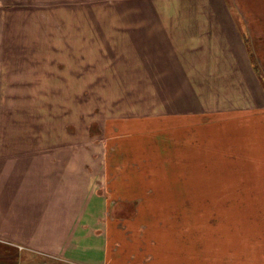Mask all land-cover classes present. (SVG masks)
Returning a JSON list of instances; mask_svg holds the SVG:
<instances>
[{
	"label": "rangeland",
	"instance_id": "1",
	"mask_svg": "<svg viewBox=\"0 0 264 264\" xmlns=\"http://www.w3.org/2000/svg\"><path fill=\"white\" fill-rule=\"evenodd\" d=\"M150 1L39 0V7L17 10L0 27V76H7L0 118L38 133L39 150L75 151L77 166H91L109 184L152 185L166 216L151 222L146 214L136 223L138 209L128 203L110 215L133 241L138 233L160 238L163 231L176 238L184 227L188 241L203 242L187 245L197 264L195 257L214 254L204 244L213 216L264 214V99L253 82L250 89L253 76L242 77L239 57H227L238 50L227 46L198 48L208 50V64L200 63L232 77L191 80V94L173 93L182 80L167 76L170 60L177 50L194 58L196 48L155 47L153 31L135 29L131 9ZM227 1L245 29L250 70L264 93V0ZM25 43L28 62H20ZM199 225L205 229L197 233ZM43 258L39 264H58Z\"/></svg>",
	"mask_w": 264,
	"mask_h": 264
},
{
	"label": "crops",
	"instance_id": "2",
	"mask_svg": "<svg viewBox=\"0 0 264 264\" xmlns=\"http://www.w3.org/2000/svg\"><path fill=\"white\" fill-rule=\"evenodd\" d=\"M151 1L131 9L135 29L138 25L153 31V40L159 41L155 47L196 48L194 58L187 57L190 52L185 55L177 50L170 60L174 70L167 71V76L182 80L173 93L184 97L191 94V80L232 77L230 72L221 73L213 67L203 70L200 63L208 64L203 60L208 50L198 48L227 46L233 52L234 48L238 50L240 55L227 57L232 61L239 57L242 77L253 76L250 89L253 82L260 100L264 99L250 70L245 29L237 24L227 0H158L153 6ZM31 6L39 7V0H0L2 30L17 10L24 13ZM27 46L25 43L20 50V62H28ZM4 78L5 74L0 76V84ZM18 83L17 87L26 88L20 87L22 78ZM6 84L12 87L11 82ZM17 122L0 118V264H39L43 257L55 259L58 264L193 263L192 258L188 259L192 251L187 245L203 242L199 238L188 241L184 227H180L182 232L176 238L163 231L160 238L138 233L140 237L133 241L125 235L117 217L110 215V208L128 203L138 209L133 219L139 218L136 223L146 214L151 222L166 216V203L156 204L155 194L149 192L152 185L135 189V183L109 184L107 176L96 177L91 166H77L75 151L39 150V134H28L27 125L14 124ZM210 222L211 237L204 239V244H210L214 254L206 260L195 257L197 264H264V214L215 215ZM195 228L197 233L205 229L202 225Z\"/></svg>",
	"mask_w": 264,
	"mask_h": 264
}]
</instances>
